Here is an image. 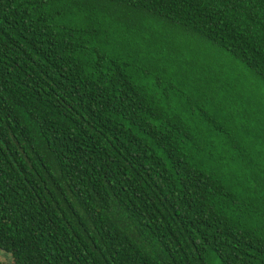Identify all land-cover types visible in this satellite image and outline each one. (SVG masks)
Returning a JSON list of instances; mask_svg holds the SVG:
<instances>
[{"label":"trees","instance_id":"1","mask_svg":"<svg viewBox=\"0 0 264 264\" xmlns=\"http://www.w3.org/2000/svg\"><path fill=\"white\" fill-rule=\"evenodd\" d=\"M237 62L264 84V0H0V253L264 264Z\"/></svg>","mask_w":264,"mask_h":264},{"label":"rangeland","instance_id":"2","mask_svg":"<svg viewBox=\"0 0 264 264\" xmlns=\"http://www.w3.org/2000/svg\"><path fill=\"white\" fill-rule=\"evenodd\" d=\"M233 69L236 74L241 75L243 79H245V84L247 83L248 91L253 95L262 98L264 102V84L259 80V78L253 72L243 67V65L239 64L238 62L233 66ZM0 261L3 262V264H11L9 256H5L2 253H0Z\"/></svg>","mask_w":264,"mask_h":264}]
</instances>
